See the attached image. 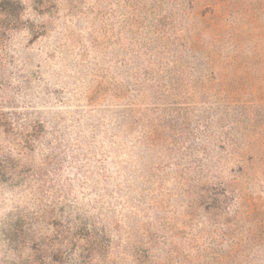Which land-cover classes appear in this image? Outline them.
I'll return each mask as SVG.
<instances>
[{"label":"rangeland","instance_id":"1","mask_svg":"<svg viewBox=\"0 0 264 264\" xmlns=\"http://www.w3.org/2000/svg\"><path fill=\"white\" fill-rule=\"evenodd\" d=\"M0 264H264V0H0Z\"/></svg>","mask_w":264,"mask_h":264}]
</instances>
